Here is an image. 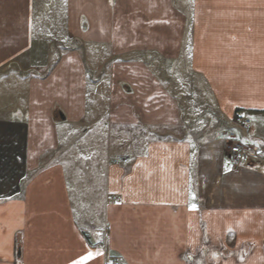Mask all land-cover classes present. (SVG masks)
I'll return each instance as SVG.
<instances>
[{"label": "crops", "instance_id": "1", "mask_svg": "<svg viewBox=\"0 0 264 264\" xmlns=\"http://www.w3.org/2000/svg\"><path fill=\"white\" fill-rule=\"evenodd\" d=\"M236 110L264 143V0H0V264H264ZM95 123L125 151L63 159Z\"/></svg>", "mask_w": 264, "mask_h": 264}, {"label": "rangeland", "instance_id": "2", "mask_svg": "<svg viewBox=\"0 0 264 264\" xmlns=\"http://www.w3.org/2000/svg\"><path fill=\"white\" fill-rule=\"evenodd\" d=\"M156 66H158V65L156 64ZM184 78H185V83H184L183 88H185L186 91L191 90V87L193 85H195L197 83V81L200 80V77L198 75H195L193 71H188V74L185 75ZM181 99L183 100V97H181ZM96 124L97 123H95L93 128L92 127L89 128V130L86 134H83L85 130L84 131L82 130L83 133L78 132V135H74L73 138H71L70 140L66 141L65 143H63L61 145L59 152L61 153V156L63 157V159L75 157L74 155H78V162L79 163L82 162V159H84V156L87 155V152L84 150L85 147H83L84 145H83V140H82L81 136L82 137L86 136V140H85L86 144L85 145H87V148L89 146H91L92 148L96 149V147L100 145L98 143L99 139H101V138H103V136H105L107 139L112 138L107 142L109 144V145H106L108 147L107 153L124 152L125 151V145L123 142L124 139H122L123 135H120L118 138H115V137L113 138V137H111L113 134H115L116 136H118V134L113 133V131L111 132V128H108V127L107 128H101V127H98ZM137 130H141L140 131L141 134L138 133L139 135L146 134V129L144 130L142 128H139ZM157 132L161 133V132H163V130H158ZM213 133H214L213 124L209 127L207 125L206 127L197 131L195 133V137L199 138V139H206L207 138V140H208V139H211L213 137ZM122 134H124V133H122ZM111 143H113V144H111ZM114 143H116V144H114ZM90 150H92V149H89L87 151L90 152ZM84 151H85V154L83 153ZM87 162L89 163L91 161L89 160ZM88 163L83 164V167H90V164H88ZM94 163L96 164L97 162L95 160H93L92 164H94ZM80 164H82V163H80ZM92 167L94 168L95 165H92Z\"/></svg>", "mask_w": 264, "mask_h": 264}, {"label": "built area", "instance_id": "3", "mask_svg": "<svg viewBox=\"0 0 264 264\" xmlns=\"http://www.w3.org/2000/svg\"><path fill=\"white\" fill-rule=\"evenodd\" d=\"M221 129L225 140L227 157L233 167L260 160L264 161V143L242 139L252 136V118L250 116L240 110H236L231 118V124L223 126ZM235 130L239 131L240 135L236 134ZM121 161L126 162L127 160L123 158ZM105 264L120 263L117 257L109 256Z\"/></svg>", "mask_w": 264, "mask_h": 264}, {"label": "snow or ice", "instance_id": "4", "mask_svg": "<svg viewBox=\"0 0 264 264\" xmlns=\"http://www.w3.org/2000/svg\"><path fill=\"white\" fill-rule=\"evenodd\" d=\"M194 207V206H193ZM92 256V253H88L87 256L83 257L81 261H74L73 264H82V261L83 260H87V259H90Z\"/></svg>", "mask_w": 264, "mask_h": 264}]
</instances>
